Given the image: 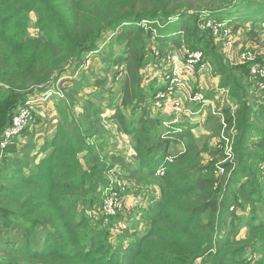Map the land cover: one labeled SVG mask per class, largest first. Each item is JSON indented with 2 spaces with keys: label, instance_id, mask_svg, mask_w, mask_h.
<instances>
[{
  "label": "trees",
  "instance_id": "trees-1",
  "mask_svg": "<svg viewBox=\"0 0 264 264\" xmlns=\"http://www.w3.org/2000/svg\"><path fill=\"white\" fill-rule=\"evenodd\" d=\"M30 13L36 16L35 37L27 34ZM200 13L216 22L261 27L264 0H0V143L14 112L43 91L55 73L94 50L103 33L120 29L116 39L125 44L112 117L102 118L100 106L87 98L80 102L79 85L63 87L53 103L61 118L40 148L33 135L19 148L22 134L0 148V264H194L199 258L207 264H264V220L255 216L239 237L226 206L233 198L264 210V183L258 180L264 176L256 165L264 163V91L247 66L231 65L211 34L199 30ZM170 18L181 22L175 33L169 31ZM141 20L151 24L138 27ZM146 27H153L160 45L183 39L184 48L201 51L219 86L230 90L237 135L235 167L226 171V180L197 168L192 126L171 124L165 130L151 113L146 102L162 88L148 87V92L140 86V70L148 63ZM133 105L140 114L128 121L123 109ZM214 119L207 122L221 129ZM111 121L132 143L129 160L100 155L108 133L104 122ZM174 144L182 147L176 154ZM115 164L124 174L111 172ZM108 175L127 181L130 190L155 186L157 191L141 227L115 239L87 214L100 201Z\"/></svg>",
  "mask_w": 264,
  "mask_h": 264
},
{
  "label": "rangeland",
  "instance_id": "rangeland-1",
  "mask_svg": "<svg viewBox=\"0 0 264 264\" xmlns=\"http://www.w3.org/2000/svg\"><path fill=\"white\" fill-rule=\"evenodd\" d=\"M259 1V0H258ZM204 15V16H203ZM221 17V16H220ZM197 24L202 26L206 23V20H212L205 13H200L197 15ZM218 19H222L218 18ZM175 18L169 19V31L175 33L181 26L180 21H175ZM237 23L230 24L229 22L220 23L223 24V27L220 29L217 26L211 25L210 28L213 32H217V35L212 38L215 40L217 45V50L219 54L221 53L224 58L233 66H247L250 68L256 64L258 61H264V34L260 37L259 32L260 28L256 27L253 24L241 22L239 20H234ZM27 34L30 37H35L38 33V29L35 26L36 16L34 13L27 15ZM173 22V23H171ZM145 24L150 25L151 21L141 20L138 27L141 28ZM156 27H160L159 24ZM162 27V26H161ZM198 27V28H199ZM255 29L256 32H254ZM144 34V43L146 42L145 53L147 52L145 59L147 64L144 68L140 70V86L149 92L148 87L153 89L165 88V78L169 73H172V67L165 65L163 58L166 57L168 53H176L177 60L180 64L184 63V40L179 39L176 43L172 40L165 42V45H160L157 41L158 34H154L153 27H146ZM210 33V30H204ZM244 31L247 33L245 34ZM120 32V29L113 32H105L101 35V38L96 43L94 50L87 52L82 55L81 59L77 62H74L68 68L64 69L62 73H55L52 80L47 86H43V91H36L33 95L29 97V101L23 106L18 108L14 112L15 116L21 111H24V108H28L30 111V119L28 120L27 125L19 132H17L10 140L15 137H19V148L25 143H29L33 135V141L36 143V148H40L42 142L47 139L53 132V127L56 126L57 122L61 118L55 110L53 103L54 98L62 96V88L67 86H80L83 91L79 96L82 98L80 102H83L84 99H88L91 102L98 104L101 108V117H112L114 109L118 107L119 100V84L121 82V76L123 73V65H119L118 57L122 55L125 44L122 41L116 39L117 34ZM151 34V35H150ZM241 45L240 47L234 46L236 38L240 36ZM218 37V38H217ZM175 38V37H174ZM247 39V40H245ZM177 42H180L183 45V48H177ZM162 50V51H161ZM203 54V53H202ZM204 56V55H203ZM204 58V57H203ZM230 58V59H229ZM206 61V60H205ZM209 63V62H208ZM264 65V62L262 63ZM211 67V65H210ZM214 69L211 67L210 72L200 74L202 77L209 76L217 77L214 74ZM252 77V75L250 74ZM187 83L193 88L194 82L198 79L199 75L188 74L187 73ZM218 78V77H217ZM207 79V78H205ZM103 83V86H98L99 83ZM219 83V82H218ZM218 84V88H219ZM204 90L201 91L205 93L206 85H204ZM222 88V87H220ZM228 90V96L224 101V107L228 111H225L221 114V118L227 124L225 129V134L229 136L231 141V148L229 153V146L226 145V142L223 144L221 136H224L222 127L221 129H215V125L207 122L208 117L211 119L216 118L219 120V117H215L211 110H205L199 113V110H196V104L191 102L182 101V108L189 110L190 113H196L193 117L195 121L198 122V118L201 121V128H197V133L194 135V142L197 147V152L199 154V160L197 163V168L202 170L204 174L211 173L215 179L216 177L222 176L225 174V180L227 179L226 171L230 172L234 169L235 155L233 153V146L235 145L234 141L237 135L236 130V120L235 113L237 112V106L230 97V90L228 88H223ZM91 93L87 97L86 94ZM94 94V95H93ZM155 94V93H154ZM206 97V96H205ZM222 98V95H218V98ZM209 100V98H207ZM173 98L171 101L167 102L161 108H158L155 105L154 95L149 97L147 100V105L150 106V111L153 114H157L161 121H163L164 128L170 129L172 122L181 121V118L185 119L186 116L175 113ZM218 102V100H216ZM188 103V104H187ZM191 106L189 107L188 105ZM215 104V102H214ZM213 104V105H214ZM216 106V105H215ZM80 107H76L75 111H79ZM124 110L125 115L127 116L128 121H135L139 116V106L133 105V107H127ZM196 110V111H194ZM174 112V114H173ZM186 115H189L185 113ZM199 117H196L198 116ZM191 115V114H190ZM13 118V117H12ZM228 118H231L229 120ZM197 119V120H196ZM214 119V123L218 125L220 120ZM228 119L229 121H226ZM12 121V120H11ZM199 121V122H200ZM218 121V123H217ZM193 124L192 126H194ZM104 126L107 130V135L103 138V147L100 155L107 157L110 155L121 156L124 159H130L133 150L132 143L128 136L116 131V126L111 122H104ZM191 126V125H190ZM199 127V126H198ZM162 132H165L164 130ZM194 132V131H193ZM199 132V133H198ZM4 133V132H3ZM171 153L176 154L182 150L181 145L174 144L171 147ZM35 150V149H34ZM35 152V151H33ZM83 154L81 155V160L83 159ZM105 165H109L110 162L103 161ZM231 165V166H230ZM258 172L261 176H264V163H256ZM86 165H83L85 167ZM223 168V170H222ZM122 172L123 166L115 164L111 172ZM163 173V170H160ZM223 171V173L221 172ZM124 174V173H123ZM260 182L264 183V178L259 177ZM122 183L124 185V191L120 190L118 184ZM155 186H148L144 189H132L128 188L127 181L121 179L120 177H114L112 175L107 176V185L100 189V201L95 203L92 209L87 210L88 215H93L96 220L101 222V226L106 228L113 238H118L122 233L129 227L135 230L139 227L135 224V217L140 219L141 225L143 223L142 214L145 212V208H148V205L151 204L154 200L157 199V191ZM119 193L114 199L111 197L112 193ZM219 199V197H218ZM224 199V198H223ZM111 202V206L108 204ZM234 203V204H233ZM231 206V211L233 214L234 223L237 226V233L239 237H244L248 230V223L255 216H258L259 221L264 220V210L260 207V204L255 206L243 205L242 201L238 199L235 202V199L229 198L226 202V206ZM136 215H135V213ZM257 222V223H258ZM99 223V222H97ZM1 240V237H0ZM1 245V241H0Z\"/></svg>",
  "mask_w": 264,
  "mask_h": 264
},
{
  "label": "built area",
  "instance_id": "built-area-1",
  "mask_svg": "<svg viewBox=\"0 0 264 264\" xmlns=\"http://www.w3.org/2000/svg\"><path fill=\"white\" fill-rule=\"evenodd\" d=\"M207 16L208 14L205 13ZM204 16V15H203ZM223 23V22H220ZM211 25L217 26L218 28H222L223 24H218L216 21H212L207 19L206 23L202 26H198L199 30H210V34L214 37L217 35V32H213L210 28ZM147 26V24H145ZM154 34L156 32L154 31ZM218 38V37H217ZM184 54V63L180 64L177 60L176 53H168L166 57L163 58L164 64L169 65L172 67V73L166 76L165 78V88H162L155 92L154 94V101L155 105L158 108H161L163 105H165L167 102L171 101L173 98V105H174V111L177 114L185 115L186 117H194L196 113H190L189 110H184L182 108V101L195 103L196 106H199V113L202 111L204 112L209 108L211 110V113L215 117H219L220 125L222 127L223 133L225 132V129L227 128V124L224 121V119L221 118L222 109L220 106H213L205 97V94L202 91H195L191 86L187 83V73L188 74H203L210 72V64L207 61H204V56L201 51L198 50H190V49H183ZM264 61H258L256 64H254L250 68V74L254 79L257 81L256 87L260 91H264V65H262ZM218 94L222 95V98L224 102L228 96V90L223 88H217ZM178 93V95H177ZM224 105V103H223ZM24 111L19 112L15 116H13L11 125L4 131L3 133V139L0 143V148L5 149L8 144L10 143V139L13 137L11 135L16 134L17 132L21 131L28 123V120L30 119V111L28 108H24ZM209 111V110H208ZM185 113L189 114L186 115ZM174 114V112H173ZM191 114V115H190ZM174 123V122H172ZM171 123V124H172ZM169 124V125H171ZM9 138V140H7ZM223 144L226 142V145L229 146V153L231 148V141L229 140V136L224 133V136H221ZM162 170V169H160ZM158 172L159 175H162V171ZM223 170V168H222ZM223 173V171H221ZM224 176L225 174H221ZM220 177V176H219ZM216 177V178H219ZM119 186V192L120 190H124V185L122 183L118 184ZM112 198H116L119 193L111 192ZM111 206V202L108 203ZM194 264H207L203 261L202 258H199L195 261Z\"/></svg>",
  "mask_w": 264,
  "mask_h": 264
},
{
  "label": "crops",
  "instance_id": "crops-1",
  "mask_svg": "<svg viewBox=\"0 0 264 264\" xmlns=\"http://www.w3.org/2000/svg\"><path fill=\"white\" fill-rule=\"evenodd\" d=\"M228 22H230V24H232V23H237L236 21H234V20H232L231 21V19L230 20H228ZM255 27H256V25H255ZM258 27H260V25H258ZM261 27H263V24H261ZM261 29V31L259 32V35L258 36H262L263 34H264V29L263 28H260ZM256 30H259V29H255L254 28V32H256ZM244 33L245 34H247L245 31H244ZM240 37H241V35L240 36H238L235 40H236V42L234 43V46H237V47H240V45L242 44L241 43V41H240ZM245 40H247V39H245ZM230 59V58H229ZM209 76H206V77H202L200 74H199V77H198V79L194 82V86H193V89L195 90V91H201L202 89L204 90V85H206V87L207 88H205L206 89V91H205V96H206V98H209V100H210V102H211V104L213 105L214 104V102H215V104L213 105V106H220V107H222V106H224L223 105V103L224 102H222L223 101V99H220V97L218 98V92H217V88H218V82H219V79L217 78V77H210V78H208ZM205 78H207V79H205ZM177 95H178V93H177ZM229 97V96H228ZM216 100H218V102L216 101ZM188 104V103H187ZM189 107L191 106V104L190 105H188ZM196 106V105H195ZM196 110H199V106H196ZM196 110H194V111H196ZM209 110V108H207V111ZM199 115L200 114H198V116H196V117H199ZM203 119V118H202ZM202 119H201V121H202ZM197 120V119H196ZM200 120H199V118H198V122H196L195 121V118H193V117H186L185 119H183V118H181V121H177V122H175V123H172V125L174 124L175 126H180V125H182L183 123H188L189 125H193V124H195L194 126H192L193 127V131H194V134H196L197 133V128H201V121L199 122ZM199 126V127H198ZM199 133V132H198ZM125 190V189H124ZM123 190V191H124ZM135 213V212H134ZM135 215H136V213H135ZM135 224H136V228H137V225H139V227L137 228V229H139L140 227H141V222H140V219L138 218V217H135ZM130 228V227H129ZM134 229H132V228H130L132 231L133 230H135V227H133Z\"/></svg>",
  "mask_w": 264,
  "mask_h": 264
}]
</instances>
